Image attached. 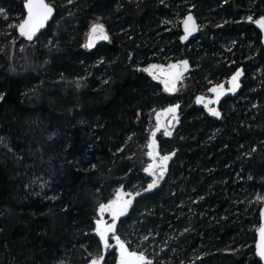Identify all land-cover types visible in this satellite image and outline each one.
<instances>
[{
	"label": "trees",
	"instance_id": "trees-1",
	"mask_svg": "<svg viewBox=\"0 0 264 264\" xmlns=\"http://www.w3.org/2000/svg\"><path fill=\"white\" fill-rule=\"evenodd\" d=\"M23 1L0 0L14 20L8 27L0 18V263L98 258L97 207L120 186H146L153 114L177 99L179 127L158 143L161 154L176 150L168 176L134 201L117 234L153 264H260L254 242L264 201V80L249 79L245 58L247 40L259 34L236 20L246 10L264 16V0H190V10L189 0H46L55 14L33 42L15 32ZM168 4L205 23L195 47L180 45V24L164 31ZM95 23L108 40L87 49ZM223 37L233 40L229 50ZM169 56L191 65L174 95L143 71ZM239 65L241 91L222 103L218 120L208 118L194 97ZM114 261L111 252L104 264Z\"/></svg>",
	"mask_w": 264,
	"mask_h": 264
},
{
	"label": "snow or ice",
	"instance_id": "snow-or-ice-1",
	"mask_svg": "<svg viewBox=\"0 0 264 264\" xmlns=\"http://www.w3.org/2000/svg\"><path fill=\"white\" fill-rule=\"evenodd\" d=\"M71 2V0H69ZM25 9L27 10V18L23 20L22 23L19 24L18 30L21 36L27 38L28 40H32L33 36L36 35L37 31L44 26V23L48 20V18L53 13V8L45 3V0H26ZM249 22H253V18L251 16L248 17ZM167 23V21H165ZM254 23L259 27V29L264 32V16H261L259 19H256ZM184 31L185 35L181 37L182 40H186L189 35H191L192 31L195 30L196 25L193 17L188 15L184 21ZM95 39H103L107 40L108 36L105 33L104 26L100 23H95L92 25L89 34V42L87 47H92L93 42ZM182 66V67H181ZM175 69L176 71H173ZM188 69V62L182 61L178 65H170L168 70L165 71L162 67L158 65H150L149 68L143 69V71L148 72L149 75L153 76L154 79H158L159 77L156 75L157 71L165 78L162 79L160 82L164 84L165 91H172L175 87V81L180 78L182 71H187ZM241 72L238 70L231 79L232 88L231 91H235V89L239 86L237 83L238 78L240 77ZM223 86L218 85L210 89L211 92L215 94L214 100H209L207 103L204 104L205 108L209 111V113L217 118L220 117V113L216 111L214 108H208L209 103H217L220 99V96L223 94ZM204 100L203 97H197L196 102L197 104L202 103ZM179 105L171 106L167 109L163 110V113H157L156 121H157V131H159L160 126V118L161 115H170V118L175 120L176 111ZM155 132L152 133V136H155ZM164 135L169 136L171 135L170 131L166 127L164 129ZM149 145L151 149L153 144ZM255 151V149H253ZM150 158L155 159L153 153L149 151L148 153ZM172 155H164L159 159V161L152 165L150 164L148 167L144 169V172L147 173L149 176H152V182L148 183L147 188L145 189L146 192L152 191L158 184V181L163 178L164 172L166 171L167 163L169 160L172 159ZM157 169L159 170V175H157ZM131 195V194H129ZM136 195H140V193H136ZM132 200L128 199L120 202V196H117V200L114 202H109L107 205H100V213H103L106 209L111 212L112 215V223L110 225H106L105 227H101L102 221H97V231L96 234L99 236L101 243L103 244L104 248L107 249L109 247V240L108 235L109 233H113V239L116 242V248L119 251L120 258L118 264H151V261L147 260L143 254H137L135 252H129L125 246V244L121 241L120 237L115 235V227L117 220L124 216L127 212L128 207L131 205ZM264 216V211L261 213ZM261 237L262 242L257 245V252L256 255L259 257L261 261H264V228L261 229ZM103 260V256L99 259H93L90 261V264H101Z\"/></svg>",
	"mask_w": 264,
	"mask_h": 264
},
{
	"label": "water",
	"instance_id": "water-1",
	"mask_svg": "<svg viewBox=\"0 0 264 264\" xmlns=\"http://www.w3.org/2000/svg\"><path fill=\"white\" fill-rule=\"evenodd\" d=\"M206 1H210V2H212V1H216V0H206ZM25 2H26V0L23 1L24 17H23V19H22V21H21L20 23H22L23 20L27 18V10H26L25 7H24ZM45 3L48 4L49 6H51V7L53 8V6L50 5L48 2H46V0H45ZM54 14H55V10H54V8H53V13H52V15H51V16L48 18V20L44 23V26H43L42 28H40V29L37 31L36 35L33 36L32 40H28L27 38H25V37H23V36L20 35L19 30H18V26H19V24H20V23H19V24L16 26V31H15L17 37H19L20 39H22V40H24V41L33 42V41H34V40H35V39H36V38H37V37H38V36H39V35H40V34H41V33L47 28L48 24L52 21V19H53V17H54ZM188 15H191V16L193 17V19H194V21H195L196 28H195L194 31H192L191 35H189L188 38H187L186 40H182L181 37H183V36L185 35L183 21H184V19H185ZM252 18H253V22H249L248 17H247V18L245 19V24L248 25V26H251V27H252V28H253V29L259 34V37H260V45H261L262 50L264 51V32H262V31L259 29V27L254 23V21H255L256 19H259L260 17H258V18H254V17H252ZM91 27H92V26H91ZM91 27H90L89 30H88V34H87V36H86V41H85V43H84V46H85L87 49H92V48L96 47L98 44H101V43L106 42V41L108 40V39H107V40H103V39H95L94 42H93V46H92V47H87V44H88V42H89V34H90V29H91ZM199 29H200V28H199V24H198V22H197V20H196V18H195V16H194V14H193L192 12H188V13L184 16V18H183V20H182V22H181V26H180V31H181V35H180V37H179V43H180V45L184 46V45L188 44L193 38L197 37V35H198V33H199ZM104 30H105V28H104ZM105 33H106V35L108 36L106 30H105ZM182 61H187V62H188V69H187V71H182V74L180 75V78H179L178 80L175 81V87H174V89H173L172 91H170V92H169V91H165L164 84L160 82V81H161L162 79H164L165 77H164L163 75H161V74L159 73V71H157V73H156V75L159 77L158 79H154L153 76L149 75L148 72H146V71H145V73L150 77V79H151L153 82H155V83H157L158 85H160V87L164 90V92H166V93H168V94H170V95H173L174 93H176V92L178 91V88H179L180 83H182L183 78L188 74V72H189V70H190V63H189L188 59H180V60H177V61H174V62H170V63H168V64H166V65H158V66L162 67L165 71H167L170 65H178V64H180ZM152 65H153V64H152ZM154 65H157V64H154ZM181 67H182V66H181ZM147 68H149V66H148ZM147 68H146V69H147ZM238 70L241 72V75H240V77H239L238 80H237V83H238L239 86L235 89V91H231V90H230V89L232 88L231 79H232V76H233ZM173 71H176V70L173 69ZM243 78H244L243 68H242V67H239V68H238V69H237V70H236V71H235V72H234V73L228 78V80H227V82H226V86H225V83H223V82L211 86L210 89H212L213 87H216V86H218V85H222V86H223V89H222L223 94L220 96V99H219V101H218L217 103H209V104H208V108H214V109H216V111H218V112L220 113V117H221V112H220V110H219V108H218L220 102H221L224 98H226V97H235V96L241 91V89H242V83H241V81H242ZM210 89L208 90V95L197 94V95L194 97V104H195V106H196L197 108H202L203 111H204V113H205V115H206L208 118H210V119H212V120H218L220 117L217 118L216 116L211 115V114L209 113V111L207 110V108H205V106H204V104L207 103L209 100H214V99L216 98V97H215V94H214L213 92H211ZM197 97H203V98H204L203 102L200 103V104H197V102H196V98H197ZM175 105H179V107L177 108V111H176V117H177V119L173 120V119L170 118V115H164V114H162V115H161V118H160L159 131H157V121H156L157 113H163V110H164V109H167V108H169V107H171V106H175ZM180 107H181V104H180V103H172V104H169V105H166V106H164V107H162V108L157 109V110L154 112V114H153V122H154V124H155V127L151 130L150 135H149V142H148V144H147V146H146V154H145L146 159H147V164H146V166L142 169V174H143V176L148 180V183H151L153 177H152V176H149L147 173H145V172H144V169H145L146 167H148L150 164L155 165V164L159 161V159H160L161 157H163L164 155H171V154L174 153V155H172V159L169 160L168 163H167L166 171L164 172V176H163V178L160 179V180L158 181L157 186H156L152 191H150V192H146V191H145V189L147 188V185H148V183H147L146 186H145L141 191H138V192L140 193V195H138V196L136 195V193H138V192H132V191L125 190L123 186H120V187H118V188L116 189V191H115L114 194H113V197H112L109 201H107V202H105V203H101V204L98 205V207H97V211H96V215H97V216H96V218H95L94 221H93L92 235H93V237H94V238L98 241V243H99V246H100V255H99L98 258H92V259H90V260H89L87 263H85V264H90V261H91V260H93V259H99L101 256H103V260L101 261V264H104V261H105L107 255H109L111 252H113L114 255H115V261H114V264H118V261H119V258H120V254H119V251H118L117 248H116V242H115V240L112 238V237H113V233H109V235H108L109 247H108L107 249L104 248L103 244H102L101 241H100L99 236L96 234V231H97V221H98V220H99V221H102V223H101V227H105L106 225H110V224L112 223V215H111V212H110L109 210L106 209L103 213H100V211H99V209H100V205H102V204H103V205H107L109 202H114V201H116L118 195L120 196V202H121V203H122L123 201H125V200H128V199H131V200H132V203H131V205L128 207L127 212L125 213V215H124V216H121V217L117 220V222H116L115 235L119 236V235L117 234V232H116L117 226H118V224H119V222H120L121 220L125 219V218L128 216V214L130 213V211H131V209H132V207H133L134 201H135L137 198L141 197V196L149 195V194L153 193L154 191H156V190H158V189L161 188V186L164 184V182H165V180H166V178H167V176H168V168H169V165L171 164V162L173 161V159H174V157H175L176 150H173V151L168 152V153L161 154L160 151H159V145H158V141H157V136H159V134H162L166 139H170V138H172V136L175 134V132H176V130L178 129L179 124H180V117H179V109H180ZM166 127L168 128V130H169L170 133H171V135H169V136H165V135H164V129H165ZM153 132L156 133L154 137L152 136V133H153ZM153 141H155V143L153 144V147L150 149V148H149V145L152 144ZM149 151H151V152L153 153V156L155 157V159L149 157V155H148ZM157 175H159V170H158V169H157ZM129 194H131V195H129ZM262 211H264V201H263V203H262V205H261V207H260V210H259V226H258V228H257L256 231H255V242H254V256H255V258L257 259V261H258L260 264H264V261H261V260L259 259V257L256 255V252H257V245L260 244V243L262 242L261 229L264 228V216L261 215ZM119 237H120V236H119ZM120 239H121V238H120ZM121 241L125 244V246H126V248H127V250H128L129 252H135V253H137L138 255H139V254H143V253H140V252H137V251L130 250L129 247H128V245L126 244V242H124L122 239H121ZM143 255L146 257L147 260L151 261V264H153V259H151L150 257L146 256L145 254H143ZM190 264H192V263H190Z\"/></svg>",
	"mask_w": 264,
	"mask_h": 264
},
{
	"label": "rangeland",
	"instance_id": "rangeland-1",
	"mask_svg": "<svg viewBox=\"0 0 264 264\" xmlns=\"http://www.w3.org/2000/svg\"><path fill=\"white\" fill-rule=\"evenodd\" d=\"M163 1L166 2L168 0H163ZM187 4H188V10H190V9H192L194 7V5L192 4V1H190V0H189V2ZM165 8L170 9L169 12H168L170 15H169L168 19L166 20L167 21V26L164 28V31H169L170 29L171 30L176 29L178 24H181L184 16H182V17L179 16L178 12L175 11V7H173V9H172L169 4L165 5ZM249 16L253 17V14L250 11L246 10L245 12L241 13L239 19L236 20V21L237 22L245 21V19L247 17H249ZM258 17H260V16H258ZM258 17H254V18H258ZM0 18L3 19V20H8L9 21L8 25H7L8 27H9V25L14 23V20L12 19V15H10V13H8L6 11V9L2 8L1 6H0ZM21 21L22 20H19L17 25ZM198 24H199L200 27L205 25V23L202 22V21H198ZM87 34H86V36H87ZM86 36H85V41H86ZM224 40H225V43H223V47H224L225 50H229V48L233 45V40L231 38L228 39V38L223 37L222 41H224ZM196 45H197V40H196V37H195L189 42V47L190 48L191 47H195ZM260 49L262 50L261 45H260V37H259V40L256 42L254 40V36L250 35V38L247 40V44L245 46V53H246L245 58H246V60L250 61L249 79H251L252 82L255 81V80H258L259 82H262L264 80V64L261 62ZM183 58H186V57H183ZM166 59H168V60H166L165 63L173 61L171 56L166 57ZM177 59H180V58L178 57L175 60H177ZM177 101L178 100L175 99V102H177ZM193 101H194V99H193ZM154 127H155V124L152 121V123L150 124V127H149V131L147 132L146 138H145V141H144V154H143V156H144L145 164H147V159H146V156H145V154H146V145L149 142L150 132H151V130ZM157 140H158L159 145H161L162 144V140H164V136L162 134H159V136H157ZM163 153H165V152H163ZM134 186L135 185H131L130 187H128L127 185H124V189L128 190V191H133L132 188ZM258 197H260V198L262 197V199L264 200V195H259L258 194Z\"/></svg>",
	"mask_w": 264,
	"mask_h": 264
},
{
	"label": "flooded vegetation",
	"instance_id": "flooded-vegetation-1",
	"mask_svg": "<svg viewBox=\"0 0 264 264\" xmlns=\"http://www.w3.org/2000/svg\"><path fill=\"white\" fill-rule=\"evenodd\" d=\"M183 18H184V17H183ZM195 18H196V17H195ZM196 20H197V19H196ZM197 22H198V21H197ZM180 26H181V24H180ZM199 28H200V26H199ZM180 33H181V31H180ZM180 35H181V34H180ZM182 59H186V58H182ZM177 60H180V59H177ZM177 60H173V61H171V62H174V61H177ZM168 63H170V62H168ZM168 63H159V64H158V63H151V64H149L148 66H150V65H152V64L166 65V64H168ZM148 66H147V67H148ZM147 67H146V68H147ZM190 67H191V65H190ZM239 67H242V68H243V73H244V76H245V68H244L243 66H240V65H239V66L236 68V70H237ZM146 68H145V69H146ZM236 70H235V71H236ZM185 77H186V76H185ZM149 78H150V77H149ZM183 79H184V78H183ZM227 80H228V79H226L225 81H222L223 83H225V86H226V82H227ZM244 80H245V78L242 79V81H241L242 84H243V81H244ZM182 82H183V81H182ZM222 82H220V83H222ZM218 84H219V83H218ZM159 86H160V85H159ZM180 86H181V83H180L179 87H180ZM212 86H213V85H212ZM178 89H179V88H178ZM209 89H210V88H209ZM209 89H208V90H209ZM208 90H207V92H206L204 95H208ZM163 91H164V90H163ZM177 92H178V91H177ZM177 92H176V93H177ZM176 93H174V94H176ZM174 94H173V95H174ZM230 98H234V97H226V98H224V99L220 102L219 107H218L219 110L221 109L222 103H223L225 100L230 99ZM174 103H180V102H174ZM180 104H181V103H180ZM181 106H182V104H181ZM180 108H181V107H180ZM200 109L203 111L202 108H200ZM179 112H180V109H179ZM220 112H221V111H220ZM203 113H204V111H203ZM204 114H205V113H204ZM179 117H180V113H179Z\"/></svg>",
	"mask_w": 264,
	"mask_h": 264
}]
</instances>
